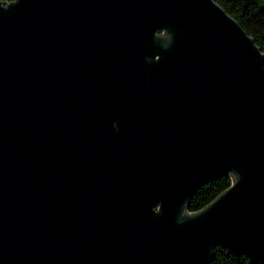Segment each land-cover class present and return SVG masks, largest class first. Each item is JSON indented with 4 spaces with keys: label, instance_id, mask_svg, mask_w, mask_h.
<instances>
[{
    "label": "water",
    "instance_id": "1",
    "mask_svg": "<svg viewBox=\"0 0 264 264\" xmlns=\"http://www.w3.org/2000/svg\"><path fill=\"white\" fill-rule=\"evenodd\" d=\"M218 246L264 264L255 41L214 0L0 1V264H212Z\"/></svg>",
    "mask_w": 264,
    "mask_h": 264
},
{
    "label": "trees",
    "instance_id": "2",
    "mask_svg": "<svg viewBox=\"0 0 264 264\" xmlns=\"http://www.w3.org/2000/svg\"><path fill=\"white\" fill-rule=\"evenodd\" d=\"M11 3L13 0H0ZM243 30L255 41L264 53V0H214ZM233 185L231 175L209 182L201 187L187 206L188 214H196L212 204L221 194ZM212 264H251L244 254H236L228 248L214 249Z\"/></svg>",
    "mask_w": 264,
    "mask_h": 264
},
{
    "label": "flooded vegetation",
    "instance_id": "3",
    "mask_svg": "<svg viewBox=\"0 0 264 264\" xmlns=\"http://www.w3.org/2000/svg\"><path fill=\"white\" fill-rule=\"evenodd\" d=\"M158 34H162V32H158Z\"/></svg>",
    "mask_w": 264,
    "mask_h": 264
}]
</instances>
